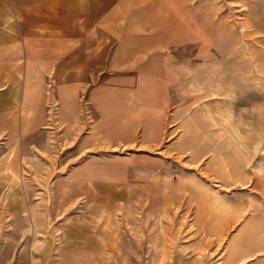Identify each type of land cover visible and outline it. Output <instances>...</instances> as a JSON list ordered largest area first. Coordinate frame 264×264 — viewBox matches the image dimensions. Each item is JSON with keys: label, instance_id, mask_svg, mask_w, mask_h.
Returning <instances> with one entry per match:
<instances>
[{"label": "rangeland", "instance_id": "1", "mask_svg": "<svg viewBox=\"0 0 264 264\" xmlns=\"http://www.w3.org/2000/svg\"><path fill=\"white\" fill-rule=\"evenodd\" d=\"M141 3L170 14L163 78L148 80L162 93L142 96L160 111L132 140L102 120L95 135L85 94L78 112L45 95L47 110L5 120L0 263L33 236L84 229L111 264H264V0ZM75 178L88 182L60 185Z\"/></svg>", "mask_w": 264, "mask_h": 264}, {"label": "crops", "instance_id": "2", "mask_svg": "<svg viewBox=\"0 0 264 264\" xmlns=\"http://www.w3.org/2000/svg\"><path fill=\"white\" fill-rule=\"evenodd\" d=\"M141 1L0 0V136L10 132L5 120L15 126L47 110L45 95L59 100L60 111L78 112L84 94L97 116L95 135L103 130L99 120L131 140L138 127L145 133L151 111L161 109L160 102L142 96L162 93L148 80L163 78L170 14ZM127 102L135 104L134 115L127 113ZM110 109L113 120L106 124ZM69 180L60 185L72 189L88 182ZM89 182L97 187V181ZM84 187L92 190L88 183ZM104 238L84 229L46 232L22 244L7 264H111Z\"/></svg>", "mask_w": 264, "mask_h": 264}]
</instances>
